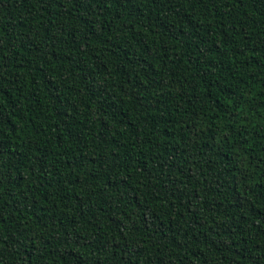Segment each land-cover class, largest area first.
Wrapping results in <instances>:
<instances>
[{"label": "trees", "instance_id": "16d2710c", "mask_svg": "<svg viewBox=\"0 0 264 264\" xmlns=\"http://www.w3.org/2000/svg\"><path fill=\"white\" fill-rule=\"evenodd\" d=\"M0 264H264V0H0Z\"/></svg>", "mask_w": 264, "mask_h": 264}]
</instances>
